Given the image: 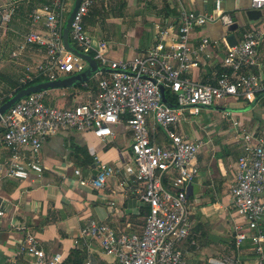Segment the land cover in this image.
Instances as JSON below:
<instances>
[{
    "label": "built area",
    "instance_id": "2783aa9c",
    "mask_svg": "<svg viewBox=\"0 0 264 264\" xmlns=\"http://www.w3.org/2000/svg\"><path fill=\"white\" fill-rule=\"evenodd\" d=\"M70 0H45L29 14L32 24L40 23L44 31L29 32L25 45L35 44L45 49V59L35 73H27L18 83L25 86L36 77L48 81L83 72L86 63L68 52L62 42V28L70 12ZM96 0H81L69 31V41L83 54H88L103 71L93 74L97 93L88 101L71 108H58L45 103V92L32 93L13 104L0 115V148L9 150L10 157L0 166V179L37 177L48 168L40 161L44 142L62 130L91 132L101 140L113 134V126L125 123L131 135L132 161L122 167L107 163L97 165L93 178L81 177L74 171L78 184L97 191L108 190L107 182L122 175L119 185L139 195L147 206L142 231L118 232L105 222L89 218L79 229L75 243L86 246L95 241L101 253L115 264H185L180 244L191 230V205L187 190L198 175L196 156L204 145L181 131L186 116L200 113L204 106H213L226 98L250 104L264 97V27L248 30L241 41L230 47L227 37L234 18L215 2V13L197 15L179 9L177 39L168 44L167 29L158 32L155 44L128 60L111 61L105 42L92 43L84 28V18ZM264 0H251V10H260ZM13 7L0 8V27L13 14ZM218 21L223 34L218 41L202 36L189 45L190 34L207 22ZM172 27V26H170ZM224 48L221 69L201 81H192L188 74L199 66L212 47ZM15 56V54H12ZM108 69V70H107ZM161 89L172 96L173 103L163 102ZM0 98V104H1ZM160 131L163 142L155 141ZM231 132L242 142V154L237 160L235 183L230 189L233 207L245 226L234 227L236 247L249 239L256 255L255 264H264V125L248 129L232 122ZM114 206V202L109 203ZM3 214L0 205V216ZM23 229V228H22ZM19 253L29 257V264H63L62 254L47 255L32 232H25ZM212 263V262H211ZM214 264V263H213ZM218 264H237L225 258Z\"/></svg>",
    "mask_w": 264,
    "mask_h": 264
},
{
    "label": "crops",
    "instance_id": "0c3cea01",
    "mask_svg": "<svg viewBox=\"0 0 264 264\" xmlns=\"http://www.w3.org/2000/svg\"><path fill=\"white\" fill-rule=\"evenodd\" d=\"M215 2L96 0L84 18V28L93 44L105 42L109 60H128L151 48L160 30L167 29L164 40L168 44L175 42L181 7L207 16L215 13ZM44 3L45 0H0V8H14L10 20L0 27L1 100L11 97L19 87V79L27 73L34 74L35 68L45 59L43 46L29 44L21 49L29 32L44 31L40 23L32 24L29 19L30 12ZM250 4L251 0H220L222 10L230 14L238 26L233 32L237 42L248 30L264 27V6L260 9V18L250 21L246 16ZM222 34L218 21L207 22L190 34L188 44H196L202 36L219 41ZM223 52L222 45L210 48L208 56L202 57L199 66L193 68L188 77L195 82L201 81L221 69ZM261 53L264 54V48ZM93 83L89 89L80 90V94L65 88L46 90V103L71 108L88 101L97 93ZM248 105L235 98L217 102L208 110L220 112L221 119L229 117V122L220 126L211 123L204 126L200 134L187 131L185 125L191 123L189 120L181 124L184 135L204 143L195 160L198 175L187 190L192 226L188 237L180 244L185 264H218L225 258L235 259L237 264H255L256 255L249 239L239 247L235 245L234 227H244L246 223L237 215L230 194L235 183L237 160L243 152L241 140L231 132L232 122L238 121L250 130L264 125V97H260L251 110L241 111ZM154 136L157 143L163 142L160 131L154 132ZM130 145L131 135L124 122L113 126V134L105 140L91 132L62 130L50 136L40 150V161L48 168L41 176L1 178L0 264H29V257L20 254L18 249L27 231L36 236L47 255L62 254L66 258L65 264H115L113 258L101 253L95 241L89 242V246L82 241L76 244L79 229L87 219L94 218L116 231L140 233L146 205L139 200V195L119 185L122 175L108 180V190L97 191L78 184L74 171L79 170L81 177L93 178L99 163L122 167L132 161ZM9 157V150L0 148V166ZM262 198L264 200V192ZM110 202H114V206H110ZM260 227L264 232V219L260 221Z\"/></svg>",
    "mask_w": 264,
    "mask_h": 264
},
{
    "label": "water",
    "instance_id": "95a60500",
    "mask_svg": "<svg viewBox=\"0 0 264 264\" xmlns=\"http://www.w3.org/2000/svg\"><path fill=\"white\" fill-rule=\"evenodd\" d=\"M80 2H81V0H74V3H73V6L69 12V15L64 22V25L62 28V42H63L64 48L68 52L77 56L78 58H80L81 60H83L86 63V69L81 73H78V74H75L72 76H68L64 79L39 82L36 84H30V85L22 88L21 90L16 92L14 95L9 97V99L7 100V102L4 105L0 106V115L3 114L4 112H6L13 104L18 102L20 99H22V98H24V97H26L32 93L45 92L46 90H51V89L73 88V87H77V86H82V85L87 84L91 80L94 73L104 70L98 66L97 62L92 58V56H90L88 54H83L80 51H78L77 49H75L73 46L70 45V42H69L70 26H71L72 19L74 17V14H75ZM246 16H247V19L250 21L257 20L261 16V11L249 9L246 12ZM237 27H238L237 24L233 23L229 28L230 34L227 37V43L230 47L236 45V43H237V40H236L235 36L233 35V32L236 31ZM161 94H162L163 102H165L167 104L163 89H161ZM258 99L259 98H256L253 102H251L247 107L243 108L241 111L251 110L252 107L257 103ZM167 105L170 106L169 104H167ZM212 108H213L212 106H204L203 107V109H212ZM217 109L218 110L238 111V110L225 109V108H217Z\"/></svg>",
    "mask_w": 264,
    "mask_h": 264
},
{
    "label": "rangeland",
    "instance_id": "374dc122",
    "mask_svg": "<svg viewBox=\"0 0 264 264\" xmlns=\"http://www.w3.org/2000/svg\"><path fill=\"white\" fill-rule=\"evenodd\" d=\"M70 1H69L70 4L68 6H69V9L71 10L73 3H74V0L72 2H70ZM67 17H68V15H67ZM69 42H70V45L73 46V43L71 41H69ZM64 78H66V77H59L58 80L64 79ZM65 89H70V88H65ZM76 93L80 94L81 91L78 90ZM6 102H7V100L5 101L3 99L1 101L0 106L4 105ZM185 116L187 118L186 120H189L191 122V123H186L185 128L187 129V131L193 132V134H194V131H196L197 134H200L201 129L204 126H210L211 123H217L218 126H220L221 124H223L225 122L226 123L229 122V117H225V119H221V113L220 112H216L214 110L211 111L208 109H204V110H202L201 113H198L197 115H194L191 117L188 116L187 114H185Z\"/></svg>",
    "mask_w": 264,
    "mask_h": 264
},
{
    "label": "trees",
    "instance_id": "16d2710c",
    "mask_svg": "<svg viewBox=\"0 0 264 264\" xmlns=\"http://www.w3.org/2000/svg\"><path fill=\"white\" fill-rule=\"evenodd\" d=\"M67 15H69V13L67 14ZM67 15H66V18H67ZM66 20V19H65ZM223 71V69H219L217 72L218 73H221ZM45 81H48V79L47 78H45V77H42V76H38V77H36L32 82H30V83H28L27 85H25V86H19L15 91H14V93H13V95L16 93V92H18L19 90H21L22 88H24V87H26V86H28V85H30V84H36V83H39V82H45ZM92 86H94V83H93V81H89L88 82V84H86V85H82V86H77V87H73V88H70V90H71V92H76V90L78 91H80V90H87V89H89L90 87H92ZM166 98L168 99V101L169 102H171V103H173V99H172V96L170 95V93H169V91L168 90H166ZM9 99V97H6V98H4V100L6 101V100H8ZM45 103H46V100H45ZM47 104V103H46ZM146 215H147V213H148V208H147V206H146ZM146 215H145V217H146ZM119 232V231H118ZM120 232H129V231H126V230H121ZM65 262H63V264H65L66 263V260H64Z\"/></svg>",
    "mask_w": 264,
    "mask_h": 264
}]
</instances>
